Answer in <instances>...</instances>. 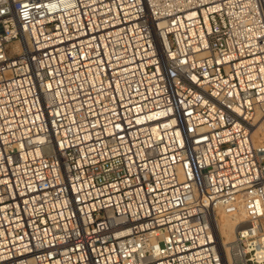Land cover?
Masks as SVG:
<instances>
[{"label":"built area","instance_id":"built-area-1","mask_svg":"<svg viewBox=\"0 0 264 264\" xmlns=\"http://www.w3.org/2000/svg\"><path fill=\"white\" fill-rule=\"evenodd\" d=\"M263 113L264 0H0V264H264Z\"/></svg>","mask_w":264,"mask_h":264},{"label":"bare ground","instance_id":"bare-ground-1","mask_svg":"<svg viewBox=\"0 0 264 264\" xmlns=\"http://www.w3.org/2000/svg\"><path fill=\"white\" fill-rule=\"evenodd\" d=\"M258 115V114H257ZM259 123L254 129H251L252 138L255 141L264 143V113L255 117ZM242 209H218L214 215L213 229L216 242L227 252V261L230 264V242L234 239L236 229L244 220ZM264 219V216L263 218ZM264 230V225H261ZM229 253V254H228Z\"/></svg>","mask_w":264,"mask_h":264},{"label":"rangeland","instance_id":"rangeland-1","mask_svg":"<svg viewBox=\"0 0 264 264\" xmlns=\"http://www.w3.org/2000/svg\"><path fill=\"white\" fill-rule=\"evenodd\" d=\"M258 124L259 123H257V120H255V119L251 120L252 129H254ZM256 142L260 143V141H256ZM260 223H261V225H264V219H262Z\"/></svg>","mask_w":264,"mask_h":264}]
</instances>
